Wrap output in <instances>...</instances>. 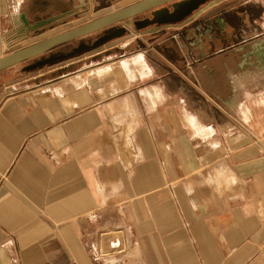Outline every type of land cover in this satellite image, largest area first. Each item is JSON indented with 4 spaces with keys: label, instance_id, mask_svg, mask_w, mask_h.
Segmentation results:
<instances>
[{
    "label": "crops",
    "instance_id": "1",
    "mask_svg": "<svg viewBox=\"0 0 264 264\" xmlns=\"http://www.w3.org/2000/svg\"><path fill=\"white\" fill-rule=\"evenodd\" d=\"M56 1L0 0V57L97 19L53 32L86 14L79 1L24 40L20 15L65 13ZM123 24L0 72V264H107L90 246L118 228L131 246L117 264H264V0Z\"/></svg>",
    "mask_w": 264,
    "mask_h": 264
},
{
    "label": "water",
    "instance_id": "2",
    "mask_svg": "<svg viewBox=\"0 0 264 264\" xmlns=\"http://www.w3.org/2000/svg\"><path fill=\"white\" fill-rule=\"evenodd\" d=\"M210 1L212 0H139L83 25L55 34L37 43L0 57V72L17 64L25 63L40 57L38 60L24 67L25 71L35 70L122 38L126 36L128 32L127 27L123 23L129 20H133V25L137 30L152 25L177 23ZM147 12H151V17L134 20ZM72 14L73 12L71 11L65 12L31 23L27 15L22 13L20 15V36L26 40L33 34L37 35L46 32L49 28H53L57 22ZM99 31L104 32L91 44L81 43L70 52L44 56L56 46L72 42Z\"/></svg>",
    "mask_w": 264,
    "mask_h": 264
},
{
    "label": "built area",
    "instance_id": "3",
    "mask_svg": "<svg viewBox=\"0 0 264 264\" xmlns=\"http://www.w3.org/2000/svg\"><path fill=\"white\" fill-rule=\"evenodd\" d=\"M82 4L92 9L95 0H81ZM131 246L130 235L126 228H118L112 231H103L98 240L91 244L90 250L93 258L98 263L117 264L128 253Z\"/></svg>",
    "mask_w": 264,
    "mask_h": 264
},
{
    "label": "rangeland",
    "instance_id": "4",
    "mask_svg": "<svg viewBox=\"0 0 264 264\" xmlns=\"http://www.w3.org/2000/svg\"><path fill=\"white\" fill-rule=\"evenodd\" d=\"M58 1H59V3L57 1L56 2H57V4H59V6L57 8H55V9H53L52 10L53 11L52 13L69 12V11L73 10V7L75 5H78L79 1L82 3L81 0H73L71 3L68 0H63V2H60V0H58ZM134 1L137 2L139 0H95V4L96 5H95V7L93 9L91 7L90 8L88 7L86 14L82 15V17H80L79 19H77V20H75V21H73L71 23L65 24V25H60L61 23H64L66 21L71 20V17H73L76 13L67 16L65 19H63V20H61V21H59V22H57L55 24V26H57V25H60V26L56 27V29L53 32L62 31L64 29H66V28H70V27H72L74 25H77V24H79V23H81L83 21H89V20H91L93 18H98L102 14H105L107 12H112L114 10H117V9L121 8L122 6H125V5H127V4H129L131 2H134ZM48 11L51 12V10H44V14H45V12L47 13ZM147 14L149 15L151 13H148L147 12ZM141 16H143V15H140L138 17H141ZM102 32L103 31H99V32L96 33V35H98V34H100ZM97 37H99V36H97ZM87 38H89V37H87ZM36 39H38V37L32 39V41L33 40H36ZM16 47H19V44ZM61 48H63V46L55 47L54 49H52L51 51H49L48 53H46L44 56H49L50 53L56 52L57 50H59ZM8 49H13V46H10V47L8 46ZM68 49L69 50L67 52H70L72 50L69 47H68ZM39 58L40 57L35 58V59H32V60H29V61L25 62L24 65L31 64L35 60H38Z\"/></svg>",
    "mask_w": 264,
    "mask_h": 264
},
{
    "label": "flooded vegetation",
    "instance_id": "5",
    "mask_svg": "<svg viewBox=\"0 0 264 264\" xmlns=\"http://www.w3.org/2000/svg\"><path fill=\"white\" fill-rule=\"evenodd\" d=\"M178 1H181V0H178ZM171 4H173V3H171ZM171 4H170V5H171ZM146 17H151V14L146 15L144 18H146Z\"/></svg>",
    "mask_w": 264,
    "mask_h": 264
},
{
    "label": "bare ground",
    "instance_id": "6",
    "mask_svg": "<svg viewBox=\"0 0 264 264\" xmlns=\"http://www.w3.org/2000/svg\"><path fill=\"white\" fill-rule=\"evenodd\" d=\"M19 3V2H18Z\"/></svg>",
    "mask_w": 264,
    "mask_h": 264
}]
</instances>
